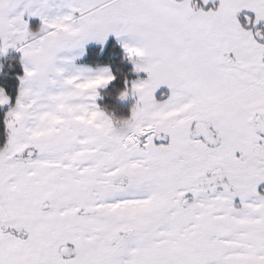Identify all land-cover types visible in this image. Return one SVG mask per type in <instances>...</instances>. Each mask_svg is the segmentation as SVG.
Here are the masks:
<instances>
[{
  "label": "snow or ice",
  "instance_id": "snow-or-ice-1",
  "mask_svg": "<svg viewBox=\"0 0 264 264\" xmlns=\"http://www.w3.org/2000/svg\"><path fill=\"white\" fill-rule=\"evenodd\" d=\"M10 52L0 264H264V0H0Z\"/></svg>",
  "mask_w": 264,
  "mask_h": 264
},
{
  "label": "trees",
  "instance_id": "trees-1",
  "mask_svg": "<svg viewBox=\"0 0 264 264\" xmlns=\"http://www.w3.org/2000/svg\"><path fill=\"white\" fill-rule=\"evenodd\" d=\"M91 57H94L103 63L109 65L113 72L117 75V80L113 82L107 89L101 90L102 100L100 105L108 113L114 115L116 118H126L130 115V110L134 101H128L120 99L121 93L124 91V80H132L137 78V74L134 71V66L127 61L124 57L125 54L121 46L115 41L110 40V44L107 50L97 55L95 46H92ZM2 70H0V87L6 89V91L15 97L16 90L19 85L18 76L23 74V68L20 64L19 55H7L3 58L0 56ZM140 77L142 76L139 74ZM3 113L4 110L0 109V142L6 138L3 125Z\"/></svg>",
  "mask_w": 264,
  "mask_h": 264
},
{
  "label": "rangeland",
  "instance_id": "rangeland-1",
  "mask_svg": "<svg viewBox=\"0 0 264 264\" xmlns=\"http://www.w3.org/2000/svg\"><path fill=\"white\" fill-rule=\"evenodd\" d=\"M114 40V39H113ZM9 56H12L13 54H8ZM14 55H19V54H14ZM4 57H6V56H3V58ZM0 59H2V57L0 58ZM0 64H1V61H0ZM141 77L143 78V77H145L146 76V74H143V73H141ZM103 90V89H102ZM102 100V97H100L99 99H98V101H97V103H100V101ZM128 101H134L135 102V99L134 98H128L127 99Z\"/></svg>",
  "mask_w": 264,
  "mask_h": 264
},
{
  "label": "crops",
  "instance_id": "crops-1",
  "mask_svg": "<svg viewBox=\"0 0 264 264\" xmlns=\"http://www.w3.org/2000/svg\"><path fill=\"white\" fill-rule=\"evenodd\" d=\"M112 39H114L116 41L115 37L110 38V40H112ZM9 54H13L14 55V54H18V53L10 52Z\"/></svg>",
  "mask_w": 264,
  "mask_h": 264
}]
</instances>
